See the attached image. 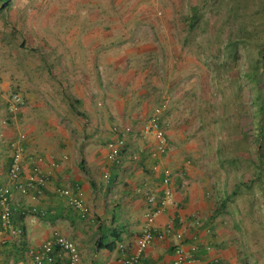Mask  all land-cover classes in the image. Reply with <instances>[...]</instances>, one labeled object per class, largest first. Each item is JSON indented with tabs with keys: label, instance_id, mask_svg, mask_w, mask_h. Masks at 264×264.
I'll list each match as a JSON object with an SVG mask.
<instances>
[{
	"label": "crops",
	"instance_id": "1",
	"mask_svg": "<svg viewBox=\"0 0 264 264\" xmlns=\"http://www.w3.org/2000/svg\"><path fill=\"white\" fill-rule=\"evenodd\" d=\"M50 1L12 0L0 8V151L10 147L12 158V147L19 148L22 181L37 163L46 183L41 194L22 196L8 178L12 209L33 211L38 221L25 226L27 253L8 263L22 236L5 234L0 264H34L33 253L58 236L78 244L77 264H126L138 256L136 241L154 208L148 196H162L166 168L174 173V203L156 218L153 243L135 264H177L180 247L193 256L182 264H264L257 226L248 220L251 228L240 231V215L217 213V184L225 173L218 156L208 155L207 141L186 136L192 124L187 101L199 100L203 76L189 84V72L177 76L189 62L184 36L191 14L183 17L189 26L177 32L169 0H117L119 10L102 12L83 9V0H56L51 11ZM14 94L24 101L15 114L9 110ZM162 105L168 150L153 158V135L139 131ZM126 126L135 131L121 162L113 163L107 144ZM63 189L87 212L71 206ZM100 240L114 242V249L100 247ZM55 264L70 262L59 254Z\"/></svg>",
	"mask_w": 264,
	"mask_h": 264
},
{
	"label": "trees",
	"instance_id": "2",
	"mask_svg": "<svg viewBox=\"0 0 264 264\" xmlns=\"http://www.w3.org/2000/svg\"><path fill=\"white\" fill-rule=\"evenodd\" d=\"M12 0H0V8L8 9ZM261 6L257 12H263ZM189 21L190 31H194L201 25L198 10L193 8ZM262 10V11H261ZM260 14V13H259ZM256 26L252 30L241 28L231 33L223 42L218 37H208L207 45L199 46L198 51L202 68L210 92L203 94V76H200L199 84L201 92L199 95L198 116L199 128L207 131L210 114L212 110L222 109L221 115L217 117L221 133L218 137L219 146L215 149L218 155L219 171H225L227 177L238 170L243 169L241 177L236 176L233 184L228 181L217 184L218 187V212L234 213L240 215L241 223L237 224V230L247 228L246 221L250 220L257 226V230L264 235V30H258ZM200 49V50H199ZM203 81V84H202ZM203 86V87H202ZM222 96V98H219ZM216 100L211 102L210 100ZM206 101V102H205ZM250 110H254L249 114ZM248 115L256 125L253 142L255 159L250 153L243 152L238 147L230 148L225 140L230 137L225 135V125L230 124L237 136L238 118ZM215 120V118H214ZM212 120V121H214ZM249 137L242 133L238 141H247ZM212 144V141L208 142ZM10 147L3 146L0 151V190L7 185L9 169L12 164ZM230 209V210H229ZM25 210L23 208L13 209V222L20 229L21 242L17 248L7 254V263L12 256L16 259L25 251L27 243L26 227L24 226ZM114 242L105 243L100 240V247L114 249ZM58 249H56L57 251Z\"/></svg>",
	"mask_w": 264,
	"mask_h": 264
},
{
	"label": "rangeland",
	"instance_id": "3",
	"mask_svg": "<svg viewBox=\"0 0 264 264\" xmlns=\"http://www.w3.org/2000/svg\"><path fill=\"white\" fill-rule=\"evenodd\" d=\"M116 2L118 1L83 0L82 8L96 12H102L106 10H119V7L121 5L120 3L118 4ZM169 2H172L173 4V25H175L177 32L178 30L182 31L185 27V24L186 26H189L186 20H183L185 14L187 13L188 15H190L193 11V8L198 10V14L200 15L201 19V25L194 31H190V34L184 36L185 44L188 43L187 56L189 62L183 70H179V72H177V76H180L183 71L189 72L188 81L186 83L189 84L188 82H191L193 79L195 82H197L195 77L202 74L205 78L204 81L206 82V90L209 88L207 85L208 79H206L205 74H203L204 69L201 65L202 62L200 61L201 56L199 55L198 47L207 45L208 37H218L219 40L223 42L231 33L237 32L241 28L252 30L256 26H259L258 30H264V14L263 12H259L260 14L257 12V10L261 8V6H264V0H169ZM57 5L58 4L56 3V0H51L49 3V10L55 11V7H57ZM167 6L169 5L167 4L164 6L163 4L162 8L166 9ZM178 39L182 42L183 35H179ZM206 93L207 92H205V94ZM210 101L213 103L216 100L212 99ZM187 104L189 120L192 123L189 125V131L186 132L188 140L193 142L212 141L211 146L208 148V155L218 156L215 149L219 146L220 142L218 137H215L213 139L212 136L215 134V132L218 136L221 133L220 124L216 119L221 115V112L223 111L222 109L224 108H215V110H212L208 122V125L209 123H212V125L209 126L207 131H203L199 128V118L197 117V100L195 101L194 98L190 97L188 98ZM253 111L254 110H250L249 114H252ZM225 129V135H228V137L230 138L228 140H225L224 142H227L230 148L238 149L239 147L243 150V152L250 153L251 157L255 159L254 148L256 147V145L253 142V138L256 130V125L255 123H253L252 118L248 115L238 118V125L236 130L237 136H235L234 129L230 124H226ZM242 133L246 134L249 137V139L245 142L238 141L239 135ZM211 164L216 163L214 162ZM243 174V169H241L235 173H232L228 177L226 175H223L222 183L228 181L229 184L232 185L235 177H241ZM247 228L250 229L251 227L248 226ZM263 236L264 235L261 234L262 238Z\"/></svg>",
	"mask_w": 264,
	"mask_h": 264
},
{
	"label": "built area",
	"instance_id": "4",
	"mask_svg": "<svg viewBox=\"0 0 264 264\" xmlns=\"http://www.w3.org/2000/svg\"><path fill=\"white\" fill-rule=\"evenodd\" d=\"M162 13L160 12L159 15ZM24 101L20 94H14L11 99L10 112L15 114L19 109L23 106ZM166 106H157L150 119L143 124L139 133L141 135H149L152 134L155 140V147L151 152V156L153 158H160L167 153L168 150V138L165 130L161 126V116L165 111ZM135 131L133 126H126L122 131V135L115 141L109 142L107 144L108 149V159L113 163H120L121 159L124 157V151L128 145L127 136L132 134ZM13 156H12V164L9 169V179L11 182L16 184V187L19 193L22 196L30 195V191L34 190L36 193L41 194L42 189L45 188L46 183L44 177L41 175V171L39 166L34 164L32 168V172L27 176L25 182L22 181L23 173H24V165H23V156L22 151L15 146L12 147ZM132 161H139V154L131 155ZM57 165V164H56ZM55 165V166H56ZM158 168L156 165L152 167L153 171H156ZM173 177L174 173L171 169L166 168L164 170L163 177V194L159 200L154 195L148 196V202L151 205H154V208L146 213L145 221L142 226L141 235L138 237L136 241L138 256L132 258L126 264H135L139 258L141 252L147 249L154 240V223L158 215L161 211L174 203V189H173ZM61 196L68 198L69 204L73 206L75 209L80 210L82 212H87V207L83 203V201L77 196L73 195L70 189H63L59 191ZM35 198V196H33ZM11 199L12 193L8 186L3 187L0 190V222H1V230H0V259H1V251L4 245V237L5 234L10 233L13 235L20 234V229L17 228L13 222V209L11 207ZM24 216V226L27 223H35L38 221L37 216L33 213V211H25L23 213ZM198 224V223H197ZM178 239H181L182 236L180 234L177 235ZM121 249H124V245H120ZM56 249H58L56 251ZM195 249H193L194 251ZM62 254L68 258L70 264H77L80 261V252L79 246L76 242L71 239L58 236L54 241L48 242L42 246L37 252L33 253V262L34 264H55V256ZM177 254L179 256L177 264H182L185 259H192L193 256L191 254H187L184 252L183 248L177 249ZM1 261V260H0ZM213 264H224L223 262L217 260L213 262Z\"/></svg>",
	"mask_w": 264,
	"mask_h": 264
}]
</instances>
